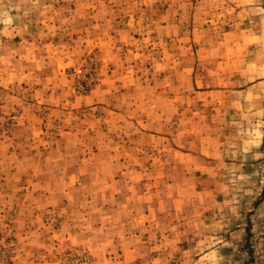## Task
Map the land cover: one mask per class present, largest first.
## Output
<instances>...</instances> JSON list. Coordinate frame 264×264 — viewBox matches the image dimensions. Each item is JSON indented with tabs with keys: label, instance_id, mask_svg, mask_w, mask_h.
Masks as SVG:
<instances>
[{
	"label": "rangeland",
	"instance_id": "374dc122",
	"mask_svg": "<svg viewBox=\"0 0 264 264\" xmlns=\"http://www.w3.org/2000/svg\"><path fill=\"white\" fill-rule=\"evenodd\" d=\"M0 264H264V0H0Z\"/></svg>",
	"mask_w": 264,
	"mask_h": 264
}]
</instances>
